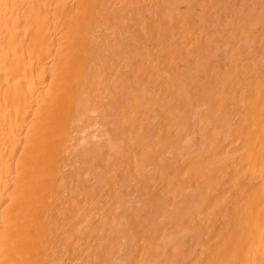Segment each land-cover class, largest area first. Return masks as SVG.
<instances>
[{
    "label": "bare ground",
    "instance_id": "obj_1",
    "mask_svg": "<svg viewBox=\"0 0 264 264\" xmlns=\"http://www.w3.org/2000/svg\"><path fill=\"white\" fill-rule=\"evenodd\" d=\"M0 264H264V0H0Z\"/></svg>",
    "mask_w": 264,
    "mask_h": 264
},
{
    "label": "rangeland",
    "instance_id": "obj_2",
    "mask_svg": "<svg viewBox=\"0 0 264 264\" xmlns=\"http://www.w3.org/2000/svg\"><path fill=\"white\" fill-rule=\"evenodd\" d=\"M219 56H220V59H221L220 61H222L223 55L220 53Z\"/></svg>",
    "mask_w": 264,
    "mask_h": 264
}]
</instances>
